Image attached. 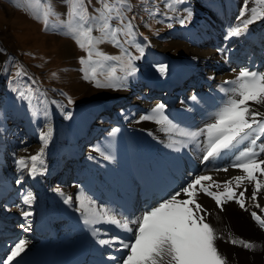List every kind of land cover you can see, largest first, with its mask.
Masks as SVG:
<instances>
[{
    "label": "snow or ice",
    "instance_id": "6c2138e0",
    "mask_svg": "<svg viewBox=\"0 0 264 264\" xmlns=\"http://www.w3.org/2000/svg\"><path fill=\"white\" fill-rule=\"evenodd\" d=\"M98 7L88 8L92 0H66V20L50 22V18L57 16L50 5L41 0H29L28 7H35V19L42 21L43 28L48 31H65L82 49L86 55L79 57L83 73V79L89 81L97 89L127 90L130 82L138 75L137 61L145 54V42L150 43L148 37L144 41H138L142 35L138 26L134 23L135 15L129 16L133 6L128 0H96ZM261 8L251 7L248 15L250 0H242L235 26H229L225 39L240 38L250 32V26L256 21H264V0H255ZM163 13L157 8L155 11L146 9L148 18L155 20L157 15L170 21L167 27L171 29L174 22L184 26L194 16V10L189 7L186 0H165ZM183 11L184 15H168ZM63 15V14H61ZM115 22V24H113ZM145 27L148 25L145 23ZM100 33L94 36L93 31ZM121 37L123 39H121ZM104 41L110 42L120 50L119 56L108 55L101 51L97 45ZM135 49L139 55H134L129 49ZM224 53L225 49H216ZM5 60V66L0 69L5 74L7 88L10 94H15L13 100L20 99L27 102V111L42 126L38 129L40 147L38 151L30 155L15 156L13 163L16 172L17 185L27 177L36 178L46 173L44 153L46 147L53 139L54 129L50 120L49 105H55L60 110L64 119H69L73 114L57 100H48V93L41 91L34 77L28 74L23 65H11ZM196 59L195 56L192 57ZM159 73L164 74L166 65L155 64L153 66ZM14 69V71H12ZM106 69V72H105ZM119 70V74H117ZM235 73L234 78L226 79L216 85L218 99L211 106V111L205 114L201 125L182 126L180 121L170 117L165 109L167 105L158 102L149 110L132 116L125 115L124 119L132 124L141 122H154L161 126L167 142L161 140L164 147L172 152L180 153L182 150L193 151L199 149L197 159L203 162H211L223 156L231 154L234 160L229 167L242 170L241 175H235L230 180L218 182L206 173H188V180L182 181L176 188L166 192L147 204L143 210H129L121 207L119 210L112 208L108 202L98 203L88 197L87 203L82 199L81 193L75 194V211L80 213L83 225L90 233L94 242L108 252L105 264H226V257L218 251L215 241L219 233L206 222L207 209L197 202V194L202 193L210 197L217 207L222 202L235 201L241 209H246L245 196L247 188L236 192L244 181L253 185L250 199L255 202L261 189H264V179H258L257 173L264 177V73L253 71L250 67H240L239 70L230 69ZM55 75V73H53ZM103 77L100 79L99 77ZM22 78H26V84H22ZM209 80L214 76L210 75ZM60 96L67 97V104H73L70 96L63 91ZM188 99L197 101L196 95ZM251 102V103H250ZM2 103V101H0ZM183 103V102H182ZM123 113V109H121ZM42 117V120H41ZM5 129L0 126V132ZM121 131L119 127H111L107 131L109 144L110 138H115ZM148 135L153 139L157 137L152 131ZM23 143V142H21ZM194 146V147H193ZM27 151V149H22ZM96 152L104 161L114 159L108 147H96ZM95 160V155L88 157ZM217 169L216 171H220ZM227 171V168L222 169ZM194 177V178H192ZM208 182V183H205ZM129 188L139 190L136 176L127 177ZM223 184V190L213 191V187L219 189ZM235 184V188L232 184ZM55 191L64 197V204L73 207V197L66 196L61 189ZM25 205H31L33 195L28 192L23 197ZM260 207V205H256ZM264 211V209H262ZM203 212V215H201ZM21 216L27 221L32 212L21 211ZM260 229L264 230V218L256 211L250 213ZM109 225L115 231L105 229ZM21 229L28 231L25 223L19 225ZM106 237V238H104ZM231 244H238L244 249L252 250L256 245L247 239H230ZM27 241L20 238L12 243L10 249L0 256V264H17L16 259L25 251Z\"/></svg>",
    "mask_w": 264,
    "mask_h": 264
},
{
    "label": "bare ground",
    "instance_id": "6f19581e",
    "mask_svg": "<svg viewBox=\"0 0 264 264\" xmlns=\"http://www.w3.org/2000/svg\"><path fill=\"white\" fill-rule=\"evenodd\" d=\"M201 1L204 2V6L210 5V9L217 13L221 11V7L224 5L227 12H223L222 15L218 13L210 20L198 13L193 20L184 26H173L170 33L174 32L176 34L162 38L156 36L150 43H145L146 51L150 55L148 61L153 62V66L158 63L166 65L164 74L159 73L153 67V73L147 75L144 71L147 64L138 62V75L136 79L130 82L127 90H96L97 94L103 96L106 104L110 101H120V98H127L129 95L134 94L133 99L129 98V101L122 108L117 109L118 112H115L116 110L112 111L109 113L107 120L98 123L94 127H88L84 122L82 127L79 128L75 123L69 128V131L67 130L68 135L65 138L59 133L62 129L61 123L56 120L58 123L54 122L52 124L56 137L53 133L55 139H52L45 149L46 173L36 178L27 177L31 187H26V191L19 188L22 196L16 203L6 201L7 203L0 204L5 214L4 217L0 215V256H3L5 250L10 249L12 243L20 238L27 241L26 248L32 246L39 240L40 233L37 227L45 221H49L57 233L55 240H61L64 249H70L72 246L80 248L81 252L86 254L85 264H93V262L105 264L108 252L111 251L109 249L106 252L97 245L83 225L79 213L75 211L74 201L77 192L81 193L85 203H87V198L91 197L98 203L108 202L112 208L119 210L121 206H118L117 203L125 201V207L129 210L133 208L143 210L144 204L152 203L154 199L176 188L182 181L188 180L190 178L188 173H192L189 170L190 167L197 170L194 174L206 173L218 182L230 180L232 176L242 174V170L229 167L234 160V156L231 154L210 163H201V160L197 159L199 149L193 151L185 149L180 153H175L165 148L163 143H160L161 140L167 142L166 134L160 131L161 126L156 125L154 122H141L132 124L129 127L130 121L124 119L125 115L139 114L149 110L156 103L162 102L167 105L165 112L170 117L184 119L187 121V125H201L202 120L205 119V114L211 111V106L218 99L216 85L221 84L226 79L234 78L235 73L230 69L235 68L238 71L240 67H250L253 71L264 73V44H262L264 43V21H256L254 25H251L248 35L226 40L225 34L228 27L230 25L235 26L237 23L236 18H232V14L238 15L239 6L234 2H232L234 6L228 5V1L225 3L224 0ZM239 2L242 3V0H239ZM255 6H257L255 1L250 0V4L246 6L248 15L251 14V7ZM235 14H233L234 17ZM180 28L183 29V33L180 32ZM210 38L213 40H209ZM163 40L166 41L164 45ZM206 41L207 43H205ZM68 47L70 46L68 45ZM260 47H263L262 51H260ZM102 48L104 47L102 46ZM217 48L225 49L227 58H225L224 53L217 52ZM4 55L5 51L0 50V69L5 63ZM193 56L196 57L195 60L192 59ZM185 74L190 75L191 82L195 80L193 87L187 92L182 90L183 92L179 96L180 102L174 103V97L180 92V89H177L173 81H178L180 77L182 79L186 76ZM210 75L214 76L213 80L208 79ZM157 85L164 86V88L155 90ZM83 88H86L88 94L91 93V91H88L90 87L87 84L83 85ZM166 88L168 90H163ZM159 89L162 92L156 93L160 91ZM191 90H193V93H191ZM192 95H196L198 100L194 102L188 99ZM202 96L205 99H201ZM201 100L208 104L205 105ZM121 109H123V113ZM8 115L16 119H25L22 124L24 126L26 123V130L20 128L16 123H11L12 125L5 124L4 117ZM53 116L54 121L57 119L56 113ZM0 126L5 129V131L0 132L1 182L2 175L10 177L9 175L16 170L14 164H12L13 154L15 156L30 155L38 151L40 147L38 132L40 123L33 122L31 115H28L26 111H21L18 106L14 107V110L0 106ZM111 127H119L121 131L115 138H110L111 143L109 144L106 137L107 131H110ZM20 130L26 132V134H22ZM148 131H152L157 138L153 139L152 136H149ZM85 132L94 134L96 146L95 148L91 147V153L87 150L88 154L79 157L78 154L82 155L80 141ZM30 134L36 135L38 143L26 145L31 139ZM79 134L81 138L78 140ZM16 143L19 145L18 148L14 147V144L17 145ZM10 144H13L11 152L4 147ZM74 144L76 145L74 151H71L69 147L66 148V145L72 147ZM97 146L110 148L114 159L104 161L100 158L99 153L96 152ZM22 149H27V151H22ZM136 153L144 158V160H141L143 162L139 167V171L143 174L157 175L158 177L156 183L161 188V194L157 193L156 196H153L151 202L144 198L146 191L141 193L135 187L129 188L127 183L129 175L135 176L130 166V160ZM67 155L71 166L74 164L76 174H80L78 179L70 186L61 184L63 183L62 179L65 177L63 173L67 176L68 170L71 168L69 165L66 166V163L62 164L63 157ZM90 155H95L96 159H88ZM9 159L12 161L11 164L7 161ZM225 168H227V171L222 170ZM55 169L60 172V178L58 182H51L52 172ZM217 169L221 170L216 171ZM257 178L264 179L259 173H257ZM232 186L235 188L234 183ZM252 187L253 185L244 181L240 188H236L237 193L247 188L245 196L242 198L245 200L247 210L241 209L234 200L228 201L226 204L222 202V206L217 207L215 201L210 197L202 193L197 194V202L208 211L206 222H209L219 233L215 243L218 246V251L226 257V264H264V230L259 228L250 215L252 211H256L258 215L264 218V211H262L264 209V189L260 190L255 202H253L250 199ZM56 188L61 189L65 197H73V207L64 204V197H61L55 191ZM4 189L7 188L0 187V192ZM215 189L223 190V184H220L219 189L213 187V191ZM28 192H31L34 197L30 206L25 205L22 199ZM257 204L260 205L259 208L256 207ZM52 206L57 211L64 209L69 215L68 218L64 215L54 218ZM23 210L32 212V216L27 221L20 214ZM201 215H203V212H201ZM12 220L13 223H10ZM21 223H25L29 230L21 229L19 227ZM104 227L108 229L109 225ZM10 231L13 232V235L8 234ZM238 238L250 240L256 247L247 250L238 244L234 245L229 242L230 239Z\"/></svg>",
    "mask_w": 264,
    "mask_h": 264
},
{
    "label": "rangeland",
    "instance_id": "374dc122",
    "mask_svg": "<svg viewBox=\"0 0 264 264\" xmlns=\"http://www.w3.org/2000/svg\"><path fill=\"white\" fill-rule=\"evenodd\" d=\"M226 1H228V5L231 6L233 5L232 2H234L237 6H239L238 10L240 9L242 4L241 2H239V0H224L225 3ZM41 2L50 5L52 11L58 14L57 16L50 18V22H58L59 20L67 19L66 0H41ZM128 2L133 6V11L131 13H128V15L129 16L135 15L136 19L134 20V23L138 26V30L142 34L139 37H137L138 41L143 42L144 37H148V40L152 41L156 36L157 38H162L168 35L171 36L176 34L174 32L170 33L172 30L167 27V23H169L170 21H168L161 15H157L155 20H152L148 18L147 12L145 11L146 9L155 11L158 8L160 12L163 13L165 11L164 9L165 0H128ZM187 2L188 0H186V3ZM189 2H190L189 7H191L194 10L193 19L196 17L198 13H200L201 16H204L208 20H210L214 15L216 14L218 15V13L222 15L223 12L224 13L227 12L226 11L227 9L224 5L221 7V11L217 13L214 10L210 9V5L204 6L203 5L204 2L201 0H191V1L189 0ZM28 3L29 0H0V50L3 49L5 51L4 60H6L9 57L11 58L8 61L9 66L23 65L24 69L28 72V74L36 79L37 84L32 85V87H39L41 91H46L48 93L49 101L57 100L62 105H64L68 111L72 112L73 115L69 119H64L60 110L57 109L55 105H49L50 120L53 121V117H54L53 115L54 113H56L57 119L51 122L52 124L54 122L61 123L62 129L60 130L61 132L59 133H61L60 135L62 137L65 138L68 135L69 128L75 123L78 125L77 127L79 128L82 127V123L84 122H86V125L88 127H94L98 123L107 120L109 113H111L114 110H116L115 112H118L117 109L122 108L125 105V103L129 101V98L130 99L134 98V94H131L127 98L124 97H122V99L120 98V101L117 100L114 102L110 101V103L106 104L104 102L105 100L103 96L97 94L96 90L98 89L95 88L91 82L84 80L83 73L79 71V68L81 67V65L79 64V57L82 55H86V53L82 49H80L78 45H76L75 41L71 38V36L66 33V30L54 31L50 28L48 31H45L43 28L42 21H38L35 19V11H36L35 7L29 8ZM256 5L257 6H255V8H257L259 11L261 6L258 4ZM98 6L99 5L97 4L96 0H92V3L88 8L89 12L92 11L93 7H98ZM233 14H232V18L235 19L237 17V14H235V17ZM168 15L182 16L184 15V13L183 11H179L175 14L168 13ZM145 23L148 25V27L144 26ZM172 23L173 26L180 25L178 22L172 21ZM113 24H115V22H113ZM182 31L183 29L180 28L181 33H183ZM93 35L100 36V33L94 30ZM121 39L123 38L121 37ZM211 39L212 38H210L209 40ZM205 43H207V41ZM164 44H166V41L163 40V45ZM68 45L70 47H68ZM102 46L104 48H102ZM97 47L101 51L107 53L108 55H112V56L120 55V50L114 48V46L108 41H104L103 43L98 44ZM259 49L260 51H262L263 47L262 48L260 47ZM129 50L132 51L134 55H139V53H137L135 49L130 48ZM149 57L150 55H148L146 51V44H145V54L141 59L138 60V62H144L145 64H147L144 68V71L147 75L152 74L154 71L153 62L151 63L148 61ZM4 66L5 63L1 69H3ZM12 71H14V69H12ZM53 73H55V75H53ZM117 74H119V70H117ZM185 75L186 76L182 77V79L184 80L182 81V84H180L181 86H176L177 89H180V92H178V94H176V96L174 97L175 98L174 103L180 102L179 96L182 94L183 91L187 92L193 87V85L190 86V83L184 82L185 79H190L189 74H185ZM99 78L103 79L102 76ZM178 79L182 80L181 77ZM194 81L195 80H192V82ZM21 83L26 84V78H22ZM85 84H87L90 87V89H88V91H91V93H89L90 95L86 92V88H83V85L85 86ZM158 88L159 86L157 87L156 90H158ZM100 90L103 91L107 89H100ZM60 91H63L64 93L67 94V96H70L74 103L68 105L67 97L60 96L59 95ZM191 91H192L191 93H193V90ZM160 92L162 91L160 90L157 91L156 93H160ZM14 95L15 94L9 93L7 88V81L5 79V74L2 71H0V101H2V103H0V106L11 110H14V107L18 106V108H20L21 111L23 112L26 111L28 115H30V113L27 111V102L21 101L20 99L13 100ZM201 101L202 103L205 102L203 100ZM121 103H123L122 106L119 105ZM103 104L106 106L109 105L108 110L105 109V107H103ZM204 104L207 105L208 103H204ZM105 115L106 118L104 119ZM24 120L25 119L22 118L16 119L11 115L4 117L5 124L10 125L11 123L13 124L16 123L22 129H25V125H26V123L24 124V126L22 124ZM32 120L33 122L37 123V120L35 118L32 117ZM56 120H58V122ZM89 120L91 123H89ZM41 126L42 125L40 124V127ZM20 131L22 132V134L24 133L26 134V132H23L22 130ZM30 136L31 139L26 145L32 143L33 144L38 143L36 135L30 134ZM54 136L56 137V132L54 133ZM92 137H94V144H95L96 137L94 136V134L88 132L84 133L83 138L80 141V145H81L80 152L82 155L78 154L79 157L88 154L87 150L91 153L92 152L90 151L91 147L95 148L96 145L87 144V141ZM80 138L81 135L79 134V137L77 139L79 140ZM91 141L92 140H90L89 142ZM11 146H13V144L6 145L4 147L6 150L11 152L13 148ZM75 146H76L75 144L72 145V147L70 145L68 146L66 145V148L69 147L71 151H74L76 149ZM14 147L18 148L19 145L14 144ZM62 151L67 153L64 150ZM68 158H69L68 155L63 157L64 160L62 164L66 163V166L69 165V167L72 168L70 160H68ZM7 161H9L10 164L12 162L11 159ZM12 164L14 163L12 162ZM71 168L68 170L67 173L68 175L71 171ZM185 170L187 171V169ZM74 171L76 174L75 168ZM74 171L70 173L71 175L69 177L68 175L66 176V174L63 173L65 177L62 179L63 181V183H61L62 185L70 186L71 184H73ZM55 172H58L59 174L57 175V178L56 177L53 178ZM52 174L53 176L51 177V182H58L60 178V172L58 171V169L57 170L55 169L52 172ZM18 175L19 174L16 172V170L13 171L11 175H9L10 177L2 175L3 178L1 179L0 187L1 188L6 187L7 189H4V191L0 192V202H1L0 204L6 201L8 203H12L15 200L18 201L19 198L22 196L20 194L21 191L19 192V188L26 191L25 190L26 187L27 188L31 187L30 183L28 182L27 176H25V178L22 179L21 184L17 185L15 183V178ZM9 185L11 186L9 187ZM214 191H216V189ZM14 195L15 197H12ZM17 196L20 197L17 198ZM11 198L14 199L12 202H11L12 200ZM120 202L117 203L118 206ZM223 203L226 204L228 203V201ZM146 205L147 203L144 204L143 209ZM0 211H1L0 215L4 217L5 214L2 211L1 206H0ZM52 213L54 214V218H56V216L59 215H64L67 218L69 216L64 209L57 211L53 209V206H52ZM78 215H80V213ZM65 221L67 222L68 220L66 219ZM10 223H13V220ZM108 229L114 230L111 229L110 226L108 227ZM110 251H112V249H110Z\"/></svg>",
    "mask_w": 264,
    "mask_h": 264
}]
</instances>
